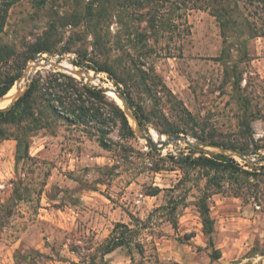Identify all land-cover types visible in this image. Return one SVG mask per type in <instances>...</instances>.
<instances>
[{
	"label": "rangeland",
	"instance_id": "374dc122",
	"mask_svg": "<svg viewBox=\"0 0 264 264\" xmlns=\"http://www.w3.org/2000/svg\"><path fill=\"white\" fill-rule=\"evenodd\" d=\"M91 1L0 0V13L13 2L1 37L19 61L0 64V81L17 72L30 45L47 38L52 52L28 63L14 85L19 92L24 94L39 71L45 76L61 71L90 86L117 88L108 72L91 68L110 62L123 80L122 90L130 91L151 116L143 134L153 140V131L165 140L178 135L189 140L152 146L132 118L134 132H129L113 106L96 97L87 102L99 111L96 118L76 121L38 112L42 125L29 132L28 152L15 138L0 142V264H141L156 259L264 264V0H160L145 7L135 0H105L101 29L107 55L94 48L83 18ZM153 14L160 24L167 23L157 36L148 21ZM141 32L150 35L149 56L145 47L139 49ZM40 60L88 75L35 67ZM140 69L151 77L141 79ZM170 125L185 132H162ZM10 129L24 135L22 126ZM196 135L247 148L243 153L249 155L203 144ZM218 154L233 157L252 174L232 175L224 166L215 171L193 162ZM204 196L214 219L215 247L222 253L217 260L199 210ZM119 222L140 230L136 242L145 256L134 245L103 257L101 247Z\"/></svg>",
	"mask_w": 264,
	"mask_h": 264
},
{
	"label": "trees",
	"instance_id": "16d2710c",
	"mask_svg": "<svg viewBox=\"0 0 264 264\" xmlns=\"http://www.w3.org/2000/svg\"><path fill=\"white\" fill-rule=\"evenodd\" d=\"M111 1V0H108ZM133 1V0H129ZM140 3V6L145 7L146 5H152L156 1L160 0H135ZM13 4L8 3L6 8L0 13V64L8 63L14 59V56L17 55V52L14 48L2 42V33L4 31V26L6 24L7 12L9 7ZM106 7L105 0H93L89 3L84 14V20L89 28V31L92 33L95 41L94 48L97 49L101 54H108L109 47L105 41V37L102 33L101 23L103 18H106L104 14V8ZM160 18L158 15L153 14L149 17V26L153 31V35L157 36L160 27L167 23L163 22L160 24ZM139 39L141 48H146L144 54L146 56L151 55L153 52L152 48H148L147 39L150 37L147 33H139ZM52 43L47 38H40L36 43L29 46L28 52L23 60L22 65L17 64V72L15 74L8 73V75L0 81V98L8 94L11 89L14 87L15 83L21 78L23 71L25 70L28 63L37 58L41 53H51L52 52ZM16 58L14 59V61ZM19 62L18 59L16 63ZM137 60L133 59V63L137 66ZM78 65L85 66L84 61H78ZM95 68L98 71H106L115 79V83L119 89H122L120 83L122 79L116 69V67L110 62H104L103 64L97 65ZM143 72L141 79L144 81L151 77V75L140 69ZM65 78L67 82L62 81L61 79ZM155 82V81H154ZM65 84L67 86H65ZM127 97L131 107L134 109V113L138 118L139 123L143 126L145 122L151 120L150 114L146 113L144 107L136 102L130 91L123 90ZM99 98L105 100L108 104L112 105L115 109L117 115L119 116L123 128L129 132H134L130 124L128 116L126 115L123 108L115 101L109 100L108 96L104 93L101 87L90 86L86 83L78 81L75 77L61 71L51 72L49 75H43L40 71L33 76L28 88L24 94L12 105L7 108L0 109V142L2 140L15 138L18 142V147L23 148L24 151L29 150L30 144L28 141L29 132L34 131L38 126L42 125V119L37 116L38 112L44 114L50 111L51 114L68 118L71 117L73 120H81L85 118H96L100 113L92 105H88L87 102L89 98ZM185 111L192 116L191 112L186 108ZM26 123L24 126L23 124ZM18 125L22 126L24 135H15L12 133L10 126ZM185 129H182L179 126L170 125V127L163 128L162 132L169 135L180 134ZM196 137L203 144H215L223 146L225 148H233L240 150L241 152H247L248 149L244 147H236L228 145L225 143H220L217 141H212L206 137ZM102 145L108 147V144L102 139ZM189 158H192L191 156ZM194 163L209 168L211 170L220 171L222 166H224L223 171L234 174L237 171H242L245 174L251 175L252 172L242 169L239 163L233 158L225 154H218L215 158H210L205 155H201L197 159L193 160ZM199 210L204 223V231L209 235L210 243L214 247L212 253L213 260L221 258V250L215 247L213 240L214 233V219L211 216V209L208 202V197L204 196L199 201ZM176 213V207H173L170 214ZM177 216V215H176ZM172 222L175 226L178 224L177 217L172 219ZM140 230L133 228L127 223L119 222L116 224L113 229L111 236L107 241L102 245V254L103 257L112 253L120 247H129L130 249L135 247L138 248L140 254L145 256V249L142 247L141 243L136 242L137 236L139 235ZM104 264H107L104 262ZM141 264H182L179 262H167L160 259L154 261L148 260L146 263Z\"/></svg>",
	"mask_w": 264,
	"mask_h": 264
},
{
	"label": "water",
	"instance_id": "95a60500",
	"mask_svg": "<svg viewBox=\"0 0 264 264\" xmlns=\"http://www.w3.org/2000/svg\"><path fill=\"white\" fill-rule=\"evenodd\" d=\"M42 61H38L37 64L35 65V67H46V66H54L56 68H59V69H63L65 71H69V72H72L73 74L75 75H79V76H84V75H88V71L86 70H71L65 66L62 65L61 62H51V61H48L47 63H41ZM102 90L104 91V93L108 94L109 95V92L112 90V92H114L115 94H117V96L123 101V110L125 111L126 115L130 118H132L135 123H136V129L137 131L141 134L142 137H145L150 143L152 146H155L157 145L158 147H165L167 146L169 143H171L172 141H176V140H189L188 137L186 136H181V135H178V136H173L171 138H169L168 140H164L160 143H158L157 140H153L149 135H146V134H143L142 133V125L139 123L138 121V118L137 116L135 115L129 101H128V97L126 95V93L122 90V89H119L118 87L115 88V87H101ZM22 91L20 89V92L19 94L15 97V99L13 100V104L22 96ZM2 98V97H1ZM4 108H7V107H4ZM0 109H3L0 107ZM225 152L228 151L226 148H222ZM237 154H239L241 157H247L249 154L248 153H243V152H237Z\"/></svg>",
	"mask_w": 264,
	"mask_h": 264
},
{
	"label": "bare ground",
	"instance_id": "6f19581e",
	"mask_svg": "<svg viewBox=\"0 0 264 264\" xmlns=\"http://www.w3.org/2000/svg\"><path fill=\"white\" fill-rule=\"evenodd\" d=\"M69 67H71V66H69ZM72 70H76V68L75 69L72 68ZM18 93H19V90L16 87H13L8 94H6L2 98H0V107H5V106L9 105L10 102H12L15 99V97L18 95ZM109 96L111 98L117 100V102H119L120 104H123V101L117 96V94L112 92V90L109 92ZM152 136L155 140H165V136L161 137L155 131L152 132Z\"/></svg>",
	"mask_w": 264,
	"mask_h": 264
}]
</instances>
